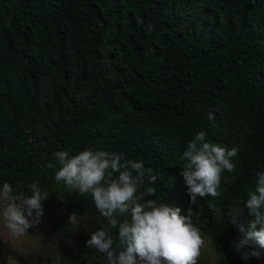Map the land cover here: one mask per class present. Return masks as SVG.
<instances>
[{"label": "trees", "instance_id": "obj_1", "mask_svg": "<svg viewBox=\"0 0 264 264\" xmlns=\"http://www.w3.org/2000/svg\"><path fill=\"white\" fill-rule=\"evenodd\" d=\"M0 195L17 264H264V0H0Z\"/></svg>", "mask_w": 264, "mask_h": 264}, {"label": "rangeland", "instance_id": "obj_2", "mask_svg": "<svg viewBox=\"0 0 264 264\" xmlns=\"http://www.w3.org/2000/svg\"><path fill=\"white\" fill-rule=\"evenodd\" d=\"M85 223L86 220L83 221L84 225ZM50 229V223L39 220H28L23 224L13 211L12 200L0 195V264H17L8 250L27 253L31 248L40 246V242L49 235ZM187 244L189 248L183 264H196L197 259L203 260L204 264H218L217 254L208 236L196 235ZM157 245L156 239L147 238L135 255H129L125 260L113 264H154ZM176 257L177 253L174 251L167 264H172Z\"/></svg>", "mask_w": 264, "mask_h": 264}, {"label": "clouds", "instance_id": "obj_3", "mask_svg": "<svg viewBox=\"0 0 264 264\" xmlns=\"http://www.w3.org/2000/svg\"><path fill=\"white\" fill-rule=\"evenodd\" d=\"M151 238L156 239L157 242H158V244H159V239H158L157 237H151ZM145 239H147V238H145ZM145 239L142 240L141 242H139V243H138V247H137L134 251H132L133 253H130L129 255H131V256L135 255L136 252L138 251L139 247L144 243ZM192 240H193V238H192ZM192 240H191V241H192ZM188 242H189V241H188ZM188 242H186V243H188ZM187 245H188V244H187ZM171 247H172V246H171ZM173 248H176V247H173ZM173 248H172V249H173ZM174 250H175V249H174ZM129 255H128V256H129ZM128 256L123 257V258H119V259H113L112 261H110V262L107 263V264H113V263H116V262H118V261L125 260L126 258H128Z\"/></svg>", "mask_w": 264, "mask_h": 264}]
</instances>
